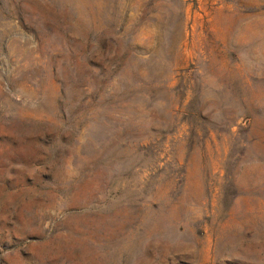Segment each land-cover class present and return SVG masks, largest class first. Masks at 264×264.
Returning <instances> with one entry per match:
<instances>
[{
    "label": "rangeland",
    "instance_id": "obj_1",
    "mask_svg": "<svg viewBox=\"0 0 264 264\" xmlns=\"http://www.w3.org/2000/svg\"><path fill=\"white\" fill-rule=\"evenodd\" d=\"M0 264H264V0H0Z\"/></svg>",
    "mask_w": 264,
    "mask_h": 264
}]
</instances>
